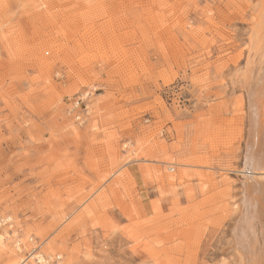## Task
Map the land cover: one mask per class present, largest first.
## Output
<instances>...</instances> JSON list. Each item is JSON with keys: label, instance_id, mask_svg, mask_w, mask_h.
Segmentation results:
<instances>
[{"label": "rangeland", "instance_id": "1", "mask_svg": "<svg viewBox=\"0 0 264 264\" xmlns=\"http://www.w3.org/2000/svg\"><path fill=\"white\" fill-rule=\"evenodd\" d=\"M26 4L0 0V264H251L264 0Z\"/></svg>", "mask_w": 264, "mask_h": 264}, {"label": "bare ground", "instance_id": "2", "mask_svg": "<svg viewBox=\"0 0 264 264\" xmlns=\"http://www.w3.org/2000/svg\"><path fill=\"white\" fill-rule=\"evenodd\" d=\"M26 1L27 4L36 11H42L47 7V0H26ZM258 19L259 22H257V25L254 26L255 28L253 29L254 31L251 37L250 46H252V51L253 49L256 48L258 49L257 51H259V49L262 48L263 49L262 53L264 54V10L259 15ZM260 59L261 58H259V60ZM250 67L252 68V66ZM251 78L253 79V81L251 82V86L252 85L256 86L258 84L264 85V63L256 64V68L253 71ZM241 85L244 89H247L249 92L250 89L252 90L250 85L248 87V82L246 80L244 81L242 80ZM253 96H255V94H253ZM262 101L263 100H261V98L259 97L258 100H255L253 98L250 103L251 104L250 138H252V141H250L248 144L249 149L246 155L247 167L242 172L243 176L249 182H251L250 184L251 186L249 185L250 187L248 188V190L247 189L246 190L247 191L254 190L256 192L254 191L253 192L258 196L256 197H252V195L250 196L252 198L251 203L248 205V207L246 208L245 212L242 215L241 218L242 224L239 225V233L236 234L239 243L242 245L241 248H243L244 254L246 253L248 255H251L250 256L251 259L249 258L251 264H263L262 260L254 261L256 253L260 252L259 255L262 254L260 247L262 243H260L259 245V235L261 234L264 236V182H262L264 180V109H263L264 105H262L263 103H261L260 107H258V103ZM259 125L261 126L259 131L262 137L257 140V138L255 137V133L251 131L254 130L255 127ZM244 186L246 187L247 184ZM260 229H262L263 231L261 232ZM261 240L263 242V238ZM1 241H2V235H0V242ZM20 262L21 264H47L48 258L44 255L42 251H38L37 249H35L34 252L30 253L28 258L20 260Z\"/></svg>", "mask_w": 264, "mask_h": 264}, {"label": "built area", "instance_id": "3", "mask_svg": "<svg viewBox=\"0 0 264 264\" xmlns=\"http://www.w3.org/2000/svg\"><path fill=\"white\" fill-rule=\"evenodd\" d=\"M87 110V107L83 109L82 103L80 101H77L72 105L71 112L75 113L74 117L76 121H80L83 118L84 114L88 113ZM169 171L174 172V168H171Z\"/></svg>", "mask_w": 264, "mask_h": 264}]
</instances>
